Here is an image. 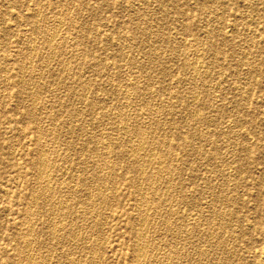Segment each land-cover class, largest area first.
Here are the masks:
<instances>
[{"label": "rangeland", "instance_id": "374dc122", "mask_svg": "<svg viewBox=\"0 0 264 264\" xmlns=\"http://www.w3.org/2000/svg\"><path fill=\"white\" fill-rule=\"evenodd\" d=\"M263 249L264 0H0V264Z\"/></svg>", "mask_w": 264, "mask_h": 264}, {"label": "bare ground", "instance_id": "6f19581e", "mask_svg": "<svg viewBox=\"0 0 264 264\" xmlns=\"http://www.w3.org/2000/svg\"><path fill=\"white\" fill-rule=\"evenodd\" d=\"M253 7V6H252ZM82 10V9H81ZM96 10V9H95ZM64 22H65V20H64ZM61 24V23H60ZM58 25V24H57ZM61 26H62V24H61ZM61 28V27H60ZM61 30V29H60ZM53 32V31H52ZM46 33V32H45ZM37 34V33H36ZM58 34V33H57ZM245 34V33H244ZM46 35H47V33H46ZM43 36V35H42ZM254 38V37H253ZM126 40V39H125ZM162 40V39H161ZM45 41V40H44ZM64 41V40H63ZM164 43V42H163ZM58 44V43H57ZM32 45H34V44H32ZM35 47V46H34ZM62 47V46H61ZM207 47V46H206ZM21 48V47H20ZM37 49V48H36ZM204 49V48H203ZM74 50V49H73ZM171 51V50H170ZM176 51V50H175ZM30 54V53H29ZM26 55V54H25ZM208 55V54H207ZM57 58V57H56ZM187 58V57H186ZM24 60V59H23ZM76 60V59H75ZM78 61V60H77ZM194 62V61H193ZM210 62V61H209ZM63 63V62H62ZM195 63V62H194ZM160 64V63H159ZM210 64V63H209ZM78 65V64H77ZM23 66V65H22ZM64 67V66H63ZM191 67V66H190ZM65 68V67H64ZM258 69V68H257ZM62 71V70H61ZM135 71V70H134ZM9 72V71H8ZM37 73V72H36ZM106 73V72H105ZM7 75V74H6ZM193 75V74H192ZM10 77V76H9ZM143 78V77H142ZM141 78V79H142ZM137 82V81H136ZM80 83H82V82H80ZM126 84V83H125ZM84 85V84H83ZM59 86V85H58ZM79 86V85H78ZM122 86V85H121ZM199 86V85H198ZM74 87V86H73ZM81 87V86H80ZM201 87V86H200ZM63 88V87H62ZM165 88V87H164ZM83 89V88H82ZM75 90V89H74ZM134 91H136V90H134ZM69 93V92H68ZM125 94V93H124ZM164 94V93H163ZM32 96V95H31ZM52 99V98H51ZM58 99V98H57ZM250 99V98H249ZM85 100V99H84ZM34 101V100H33ZM169 101V100H168ZM58 105V104H57ZM63 105V104H62ZM137 105V104H136ZM188 107V106H187ZM76 108V107H75ZM154 110V109H153ZM120 111V110H119ZM150 112V111H149ZM55 113V112H54ZM151 114V113H150ZM117 118V117H116ZM129 119V118H128ZM123 121V120H122ZM156 123V122H155ZM195 123V122H194ZM195 127V126H194ZM39 131V130H38ZM51 132V131H50ZM65 132V131H64ZM92 132V131H91ZM124 132V131H123ZM126 132V131H125ZM186 132V131H185ZM131 133V132H130ZM48 134V133H47ZM46 134V135H47ZM55 135V134H54ZM53 135V136H54ZM61 135V134H60ZM130 135V134H129ZM146 135V134H145ZM118 136V135H117ZM116 138V137H115ZM141 138V137H140ZM42 138H40V140H41ZM121 140V139H120ZM38 141V140H37ZM93 141V140H92ZM110 141V140H109ZM150 141V140H149ZM99 142V141H98ZM107 144V143H106ZM137 144V143H136ZM161 144V143H160ZM42 145V144H41ZM110 145V144H109ZM143 145V144H142ZM121 146V145H120ZM140 146V145H139ZM90 147V146H89ZM107 147V146H106ZM108 148V147H107ZM142 148V147H141ZM101 149V148H100ZM96 150V149H95ZM163 150V149H162ZM139 151V150H138ZM39 152V151H38ZM44 152V151H43ZM100 157V156H99ZM108 157V156H107ZM101 159V158H100ZM102 160V159H101ZM128 160V159H127ZM173 160V159H172ZM152 161V160H151ZM50 162V161H49ZM104 163V162H103ZM106 164V163H105ZM104 164V165H105ZM110 164V163H109ZM45 165V164H44ZM158 165V164H157ZM156 165V166H157ZM40 166V165H39ZM89 166V165H88ZM155 166V167H156ZM51 167V166H50ZM134 168V167H133ZM144 168V167H143ZM40 169V168H39ZM104 169V168H103ZM172 169V168H171ZM179 169V168H178ZM48 170V169H47ZM163 171V170H162ZM166 172V171H165ZM61 173V172H60ZM95 173H96V171H95ZM143 173V172H142ZM170 173V172H169ZM44 174V173H43ZM45 174H47V173H45ZM110 174V173H109ZM141 174V173H140ZM159 174H160V172H159ZM166 174V173H165ZM164 174V175H165ZM85 175V174H84ZM97 175H98V173H97ZM43 176V175H42ZM89 176V175H88ZM140 176V175H139ZM49 177V176H48ZM160 177V176H159ZM83 178V177H82ZM86 178V177H85ZM99 178V177H98ZM167 178V177H166ZM95 179V178H94ZM47 180V179H46ZM96 180V179H95ZM109 180V179H108ZM61 182V181H60ZM69 182V181H68ZM84 182V181H83ZM95 182V181H94ZM105 182V181H104ZM156 182V181H155ZM227 182V181H226ZM56 183V182H55ZM54 183V184H55ZM93 183V182H92ZM99 183V182H98ZM167 183V182H166ZM46 184V183H45ZM103 184V183H102ZM148 185V184H147ZM153 185V184H152ZM39 186V185H38ZM45 186V185H44ZM63 187V186H62ZM180 187V186H179ZM68 188V187H67ZM35 189H37V188H35ZM93 189V188H92ZM147 189V188H146ZM156 189V188H155ZM49 190V189H48ZM39 191V190H38ZM69 191V190H68ZM71 191V190H70ZM155 191V190H154ZM229 191V190H228ZM57 192V191H56ZM59 192V191H58ZM88 192V191H87ZM33 193V192H32ZM35 193V192H34ZM33 193V194H34ZM55 193V192H54ZM60 193V192H59ZM91 193V192H90ZM57 194V193H56ZM65 194V193H64ZM97 194V193H96ZM101 195V194H100ZM221 195V194H220ZM56 196V195H55ZM62 196H63V194H62ZM6 197V196H5ZM99 197V196H98ZM166 197V196H165ZM100 198V197H99ZM153 198V197H152ZM35 199H36V195H35ZM67 199V198H66ZM147 199V198H146ZM156 199V198H155ZM41 200V199H40ZM48 200V199H47ZM65 200V199H64ZM64 200H63V202H64ZM163 200V199H162ZM95 201V200H94ZM155 201V200H154ZM58 202V201H57ZM165 202V201H164ZM66 203V202H65ZM98 203V202H97ZM101 203V202H100ZM148 203V202H147ZM95 204V203H94ZM154 204V203H153ZM162 204V203H161ZM226 204V203H225ZM147 205V204H146ZM57 206V205H56ZM88 206V205H87ZM64 207V206H63ZM75 207V206H74ZM96 207V206H95ZM102 207V206H101ZM150 207V206H149ZM158 207V206H157ZM50 208V207H49ZM67 208V207H66ZM56 209V208H55ZM62 209V208H61ZM70 209V208H69ZM95 209V208H94ZM53 210V209H52ZM172 212V211H171ZM53 213V212H52ZM66 213V212H65ZM76 213H77V211H76ZM175 214V213H174ZM59 215V214H58ZM55 216V215H54ZM74 216H75V214H74ZM78 216V215H77ZM82 216V215H81ZM137 216V215H136ZM91 217V216H90ZM89 217V218H90ZM54 219V218H53ZM63 219V218H62ZM21 222H22V220H21ZM64 223V222H63ZM100 223V222H99ZM34 224V223H33ZM25 225H26V223H25ZM51 225V224H50ZM96 225V224H95ZM64 226V225H63ZM59 227V226H58ZM77 227V226H76ZM88 227V226H87ZM95 227V226H94ZM176 227V226H175ZM56 228V227H55ZM72 228V227H71ZM53 229V228H52ZM57 229H59V228H57ZM70 229V228H69ZM97 229V228H96ZM164 229V228H163ZM83 230V229H82ZM62 231V230H61ZM69 231V230H68ZM207 231V230H206ZM54 232V231H53ZM56 232V231H55ZM60 232V231H59ZM72 232V231H71ZM70 232V233H71ZM29 233V232H28ZM27 233V234H28ZM51 233V232H50ZM140 233V232H139ZM162 233V232H161ZM54 234V233H53ZM142 234V233H141ZM65 235H67L66 233H65ZM139 236V235H138ZM201 236V235H200ZM64 237V236H63ZM34 238V237H33ZM65 238V237H64ZM63 239V238H62ZM68 239V238H67ZM90 239V238H89ZM197 239V238H196ZM205 239V238H204ZM220 239V238H219ZM91 240V239H90ZM72 241V240H71ZM136 241V240H135ZM51 242V241H50ZM101 242V241H100ZM137 242V241H136ZM140 243V242H139ZM187 243V242H186ZM98 244V243H97ZM100 244V243H99ZM30 246H32V245H30ZM55 246V245H54ZM99 246V245H98ZM145 246H147V245H145ZM24 247V246H23ZM146 248V247H145ZM171 248V247H170ZM225 248V247H224ZM31 249V248H30ZM53 249V248H52ZM161 249V248H160ZM86 250V249H85ZM264 250V249H263ZM262 250V251H263ZM29 251V250H28ZM50 251V250H49ZM153 251V250H152ZM180 251V250H179ZM212 251V250H211ZM30 252V251H29ZM95 252V251H94ZM140 252V251H139ZM215 252V251H214ZM43 253V252H42ZM70 253V252H69ZM261 253V252H260ZM47 254V253H46ZM49 254V253H48ZM141 254V253H140ZM259 254V253H258ZM148 255V254H147ZM211 255V254H210ZM141 256V255H140ZM263 256V255H262ZM261 256V257H262ZM51 257V256H50ZM75 258V257H74ZM170 258V257H169ZM168 258V259H169ZM258 258V257H257ZM260 258V257H259ZM258 258V259H259ZM31 259H32V257H31ZM30 259V260H31ZM59 259V258H58ZM49 260V259H48ZM89 261V260H88ZM30 262V261H29ZM74 262V261H73ZM184 262V261H183ZM23 263V262H22ZM42 263V262H41ZM180 263V262H179ZM196 263H198V262H196ZM261 263H262V261H261ZM95 264V263H94ZM166 264V263H165ZM263 264H264V262H263Z\"/></svg>", "mask_w": 264, "mask_h": 264}]
</instances>
